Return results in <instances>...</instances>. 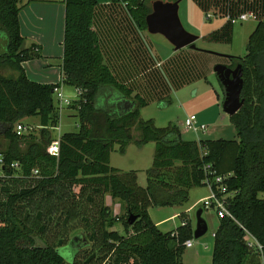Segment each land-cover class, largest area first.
<instances>
[{
	"label": "trees",
	"instance_id": "trees-1",
	"mask_svg": "<svg viewBox=\"0 0 264 264\" xmlns=\"http://www.w3.org/2000/svg\"><path fill=\"white\" fill-rule=\"evenodd\" d=\"M24 1L0 0V71L19 72L17 78L0 74V138L8 142L0 150V264H183L185 243L194 239L192 222L182 213L183 224L164 233L149 209L185 203L191 189L207 187L214 176H228L222 184L232 195L227 201L234 220L219 219L212 264H246L252 250L244 230L262 246L264 264V9L246 55L231 58L239 61L244 79V106L230 118L237 139L189 142L176 124L158 128L141 118L147 101L119 81L105 60L94 26L98 1L65 0L62 79L80 91L71 104L78 131L63 134L54 155L47 131L38 136L16 132V124L26 118L39 117L45 129L60 123L56 85L34 82L23 69L40 57L35 45L23 48L19 14ZM154 1L112 4L124 6L138 30L146 32ZM193 1L199 7L205 2ZM224 1L221 8L230 14L254 8L250 0ZM23 142L26 151L19 148ZM132 142L155 144L145 188L137 172L111 166L112 153L124 154ZM208 165L215 174L206 170ZM106 195L126 204L123 216L114 218ZM131 217L136 220L130 225ZM117 222L126 235L112 230ZM78 229L82 235L70 238ZM79 241L88 250L82 256Z\"/></svg>",
	"mask_w": 264,
	"mask_h": 264
},
{
	"label": "rangeland",
	"instance_id": "rangeland-1",
	"mask_svg": "<svg viewBox=\"0 0 264 264\" xmlns=\"http://www.w3.org/2000/svg\"><path fill=\"white\" fill-rule=\"evenodd\" d=\"M250 1L254 4L253 9L237 8L232 10L231 14L221 8L223 7L221 2L225 3L224 0H214L213 3L205 0L202 7L193 0H183L180 3L179 16L182 25L187 32L200 37L196 46L201 51L187 48L175 52L173 46L163 36L145 32L147 44L144 48H148L153 54L149 56L152 70L150 72L140 67L139 74L136 75L137 79L131 85L135 93L144 97L148 103L141 110L143 120H153L158 128L176 124L183 140L189 142L237 139L235 126L223 110L224 89L214 69L218 65H225L231 69L241 66L238 60L232 61L229 57L243 58L246 55L249 37L261 20L264 9L262 0ZM227 4L230 5V2ZM120 11L124 10H119L117 15L123 14ZM242 14L253 16L247 21H241L238 18ZM234 18L237 22L232 26L231 19ZM56 36L58 29L53 37ZM49 44L51 47L47 48L48 51L29 63L34 72L30 79L38 83L51 82L50 85H57L61 80L60 58L63 55V47L54 38ZM7 69L11 68H2L0 74H5ZM63 91L72 102L78 99L74 88L66 86ZM54 103L60 122L58 128H43L39 117L26 118L16 125L21 124L26 127L28 129L26 135L33 133L38 136L42 131H47L52 137V145L59 141L61 135L77 132V111L72 109L71 105L60 106L56 96ZM192 116L196 117L199 125L207 127L205 133L197 136L194 132L186 130V123ZM133 134L135 140L140 139V132L137 129ZM26 143L19 145L21 151H26L28 144ZM7 145L8 142L0 138V150L6 149ZM154 153V143L140 147L132 142L124 154L118 151L112 153L111 166L123 172H137L139 185L145 188L147 172L152 168ZM210 196L211 190L208 187L193 188L189 191L185 203L177 206L151 207L150 217L155 223L163 221L158 227L166 233L183 224L179 215L184 213L195 229L197 212L199 209H205L202 206L203 199ZM105 203L111 209L114 218H120L124 214L123 211H126V204L121 200H113L110 195H106ZM203 218L208 224V232L202 238H194L192 248L185 247L183 264H212L214 235L219 226V218L214 209L205 210ZM112 230L120 235H126L121 222H117ZM82 233L83 231L78 229L70 234V238ZM77 248L81 256L88 251L82 241H79ZM262 261L260 252L252 250L246 264H262Z\"/></svg>",
	"mask_w": 264,
	"mask_h": 264
},
{
	"label": "crops",
	"instance_id": "crops-1",
	"mask_svg": "<svg viewBox=\"0 0 264 264\" xmlns=\"http://www.w3.org/2000/svg\"><path fill=\"white\" fill-rule=\"evenodd\" d=\"M97 1L98 7L96 9L94 26L100 38L105 60L117 79L131 87L132 83L137 79L136 75L139 74L140 67L150 72L152 70L149 65V56L153 54L148 48H144L145 44H147L145 32L138 30L127 15L124 6L112 4V0ZM23 5L19 14L21 33L25 38L23 48L26 49L35 45L38 48V53L41 55L45 51H48L47 48L51 47L49 41L53 38L56 42L59 41V44L63 47L65 0H34L32 2L25 0ZM119 10H124L120 11L123 13L122 15H117ZM57 29L58 36L53 37ZM62 57L63 55L60 58L61 79ZM31 62L23 64V69L29 79L34 73L29 65ZM7 70L5 74H2L3 76H13L15 78L19 76L18 71L12 69ZM45 83L40 82V84ZM50 83L46 85H50ZM162 222L154 223L158 226Z\"/></svg>",
	"mask_w": 264,
	"mask_h": 264
},
{
	"label": "water",
	"instance_id": "water-1",
	"mask_svg": "<svg viewBox=\"0 0 264 264\" xmlns=\"http://www.w3.org/2000/svg\"><path fill=\"white\" fill-rule=\"evenodd\" d=\"M182 1H154L152 11L146 19L147 31L152 35L163 36L176 52L187 48L201 51L196 46V42L200 37L187 32L180 20L179 8ZM214 72L224 89L223 110L231 118L244 106V100L242 99L244 88L242 67L231 69L225 65H218L215 67ZM203 213V209H199L196 215L197 224L193 233L195 239L202 238L208 232V224L203 218ZM135 220V217H131L129 219L130 225Z\"/></svg>",
	"mask_w": 264,
	"mask_h": 264
},
{
	"label": "built area",
	"instance_id": "built-area-1",
	"mask_svg": "<svg viewBox=\"0 0 264 264\" xmlns=\"http://www.w3.org/2000/svg\"><path fill=\"white\" fill-rule=\"evenodd\" d=\"M250 16H253L252 14H242L238 19L241 21H247ZM236 18L231 19V23L234 25L236 23ZM65 85L63 82V79L55 86L54 88V96H56L57 100L60 103V106H70L72 103V99L66 97L64 94ZM77 95L80 94V91L76 90ZM27 128L24 127L21 124H18L16 126V132L18 135H22L27 133ZM186 130L194 132L197 136L200 133H205L207 131V127L205 125H199L197 123L196 117L192 116L189 118L188 122L186 123ZM50 151L54 155H58L59 153V142L55 143L50 147ZM206 170L211 173V175L215 174V172L212 171L211 165L206 166ZM228 176H214L212 179L207 180V187L211 190V196L203 199L202 206L205 208V210L214 209L217 213V216L219 219H231L234 220V216L231 213L229 207H228V201L227 199L231 197L232 195L227 194V189L223 186V181L227 179ZM216 187V189L214 188ZM245 231V241L249 247L250 250H257L262 253V246L260 243L246 230ZM185 247L192 248L193 242L192 240H188L185 243Z\"/></svg>",
	"mask_w": 264,
	"mask_h": 264
}]
</instances>
